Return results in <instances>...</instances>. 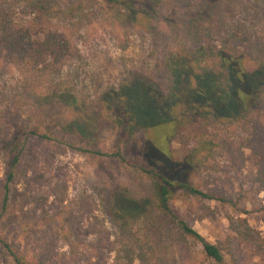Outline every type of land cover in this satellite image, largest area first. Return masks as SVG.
Listing matches in <instances>:
<instances>
[{"label":"trees","instance_id":"obj_1","mask_svg":"<svg viewBox=\"0 0 264 264\" xmlns=\"http://www.w3.org/2000/svg\"><path fill=\"white\" fill-rule=\"evenodd\" d=\"M100 1L115 22L182 38L162 55L169 74L167 88L137 74L104 87L93 96L95 101L86 102L64 74L78 55L75 37L89 18L81 11L83 0L57 6L53 0H0V79L9 87L6 99L0 97V149L14 154L0 200V245L13 264H52L21 245L17 237L31 235L35 224L10 197L21 153L29 137L38 136L60 141L82 155L113 157L149 176L146 198L136 202L117 195L111 197L110 206L123 226L139 220L138 231L153 245L166 239L172 247L180 236L192 243L188 264H243L235 254L238 242L264 264V233L245 217L229 215L231 236L210 242L180 219L171 205L176 194H183L236 206L231 196L203 189L196 177L227 139L217 124L228 121L244 130L255 125L264 135V0H195L182 8L181 18L169 6L170 0ZM98 101L103 106L96 110ZM51 110L56 124L53 116H46ZM102 115L121 127L111 151L95 147ZM137 130L142 132L143 153L139 159L127 158L121 144ZM78 140L82 142L75 144ZM242 141L246 148L253 147V139ZM252 182L264 190V159L258 161ZM64 217L47 215L51 232L60 234L66 245L53 264H80L87 243L62 229ZM172 220L177 231L168 226ZM12 226L16 229L9 236Z\"/></svg>","mask_w":264,"mask_h":264},{"label":"rangeland","instance_id":"obj_2","mask_svg":"<svg viewBox=\"0 0 264 264\" xmlns=\"http://www.w3.org/2000/svg\"><path fill=\"white\" fill-rule=\"evenodd\" d=\"M53 1L57 6L66 0ZM169 2L176 17L181 18L182 8L191 6L195 0ZM161 5L159 10L164 7ZM81 11L89 13V18L75 37L78 55L64 70L69 84H76L78 96L86 102L95 101L93 96L97 97L104 87L137 74L152 80L162 90L167 88L169 74L162 55L173 41H182L180 36L168 37L162 30L159 35L156 30L150 32L129 23L115 22L100 0H83ZM2 80L0 97L6 99L9 87ZM94 104L96 110L103 106L99 101ZM54 112L47 111L46 116H53L52 123L56 124L58 119ZM217 125L227 139L221 141L196 179L201 180L203 189L223 192L237 200L236 206L232 208L217 201L176 194L171 201L173 211L210 242L231 236L229 215L245 217L252 228L264 233V190L252 182L258 161L264 159V135L258 133L259 128L255 125L249 130L228 121ZM51 127L57 131L55 126ZM120 129L116 121L106 120L102 115L96 130L95 147L111 151ZM246 137L253 139L252 148L245 147L242 140ZM142 140V132L137 130L133 137L121 144L123 154L127 158L139 159L143 153ZM81 142L78 140L75 144ZM0 150L1 200L14 154ZM150 185L149 176L113 157L93 153L82 155L60 141L30 136L15 168L10 197L18 209L27 211V217L35 227L31 235L17 238L22 246L55 263L66 250V245L60 234L51 232V220L47 215L60 214L65 216L62 229L72 234L71 238L87 243L86 255L80 259V264H188L185 259L192 249L189 240L177 236L172 247L166 239L153 245L138 231L141 227L139 220L123 226L113 217L111 197L119 195L138 202L149 195ZM169 224V228L176 230L175 221ZM15 229V226L9 229V236H13ZM236 244L235 254L243 264H258V260L251 257L249 247ZM0 264H13L1 245ZM193 264L197 262L193 261Z\"/></svg>","mask_w":264,"mask_h":264}]
</instances>
